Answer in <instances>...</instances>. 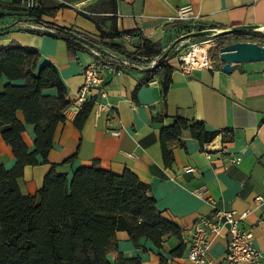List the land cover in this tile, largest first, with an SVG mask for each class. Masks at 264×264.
<instances>
[{
	"label": "crops",
	"instance_id": "crops-1",
	"mask_svg": "<svg viewBox=\"0 0 264 264\" xmlns=\"http://www.w3.org/2000/svg\"><path fill=\"white\" fill-rule=\"evenodd\" d=\"M114 1L113 12L107 0H42L44 7L61 3L67 7L44 14L41 20L97 41H101L98 27L111 32L115 25L121 36L102 42L120 44L125 52L133 51L142 39L165 49L177 36L179 23L167 22V17L173 16L177 8L189 5L198 16L190 22L197 31L257 25L263 30L242 35L255 33L264 38V0ZM0 2L8 5L12 0ZM0 13L5 14L0 19V48L36 49L40 62H50L58 69L71 102V108L64 112L65 122L56 128L48 163L24 167L19 182L24 194H34L41 187L51 166L69 178L75 169L93 164L115 175L128 169L149 187L161 216L180 228V238L165 235L161 248L148 239H140L136 246L125 231H118V253L124 258L139 257L142 264H193L186 258L191 226L197 218L217 208L248 212L241 226L251 229L253 245L261 254L260 264H264V61L235 64L227 73L222 71V63L219 69L185 72L178 68L176 59H169L173 70L164 97L163 70L147 84H140L147 71L143 68L103 70L106 97H96L83 127L77 130L73 121L79 109L74 96L82 83L83 67L97 60L90 53L92 47L82 43L85 51L69 49L62 38L49 34L53 32L40 29L33 21H23L22 11L0 7ZM127 31L136 34H129L130 43L122 37ZM101 50L120 54V50L106 46H101ZM4 83L2 78L0 85ZM177 117L200 121L207 131H216L217 135L201 146L189 131H183V145L168 143L173 162L167 167L159 142L160 130ZM18 118L22 121L21 113ZM22 137L32 150V125H25ZM229 156L239 157L240 162L231 164ZM70 157L71 161L65 162ZM0 163L7 169L15 163L1 134ZM187 167L193 171L186 172ZM209 240L206 264H224L226 238L211 235ZM180 242L183 250L174 255ZM116 257L117 254L109 255L112 262Z\"/></svg>",
	"mask_w": 264,
	"mask_h": 264
},
{
	"label": "trees",
	"instance_id": "trees-1",
	"mask_svg": "<svg viewBox=\"0 0 264 264\" xmlns=\"http://www.w3.org/2000/svg\"><path fill=\"white\" fill-rule=\"evenodd\" d=\"M41 1L27 8L22 0H12L8 5L0 2V7L22 11L23 21L53 29L55 32L49 34L62 38L69 49L85 51L84 43L78 40L81 38L88 43L86 45L100 52L101 46L121 50L120 44L107 42L121 36L115 25L111 32H104L97 26L101 39L97 41L70 28L42 21V15L52 14L67 5L61 3L48 8ZM107 1L114 12L115 1ZM4 15L0 13V19ZM124 33L136 35L132 31ZM229 36L216 39V45L209 49L211 68L221 66L219 49ZM251 36L263 38L255 33ZM251 42L264 45L255 39ZM160 53L158 45L147 39L135 46V54L139 56L149 58ZM169 59L167 57L155 70L145 71L140 82L147 84L153 75L163 70V97L173 70L168 64ZM2 78L5 83L0 85V134L4 143L10 146L15 163L10 169L0 163V264H142L139 257L124 258L118 253V231H125L136 246L140 239H148L156 248H161L165 235L180 238V228L161 216L149 187L128 169L115 175L93 164L75 169L69 178L51 166L41 187L34 194H24L19 186L23 169L27 165L48 163L47 155L53 147L56 128L65 122L64 112L70 101L58 69L50 62H40V53L34 48H0V80ZM92 107L93 102L88 101L78 110L73 121L77 130L83 127ZM18 113L22 114V121ZM25 125L34 128L32 150L22 137ZM186 130L201 146L217 135L216 131H207L200 121L177 117L160 130L165 166L169 167L173 162L168 143L176 141L183 145L181 136ZM68 161L71 157L65 160ZM182 250L180 242L173 254L180 255ZM112 254H117L114 262L109 259Z\"/></svg>",
	"mask_w": 264,
	"mask_h": 264
},
{
	"label": "built area",
	"instance_id": "built-area-1",
	"mask_svg": "<svg viewBox=\"0 0 264 264\" xmlns=\"http://www.w3.org/2000/svg\"><path fill=\"white\" fill-rule=\"evenodd\" d=\"M37 3L38 0H22V4L27 8L35 6ZM197 19L198 16L194 13L192 7L187 5L177 8L173 16L167 17V22H191ZM38 26L40 29L55 32L53 29L41 25ZM194 31H197V29ZM122 37L127 42H131L129 34H124ZM212 42V39L207 38L189 45L187 51L179 53L175 58L178 68L185 72L195 69H211L212 64L208 59V51L209 47L213 45ZM90 53L97 60L91 61L83 67L81 74L82 83L74 96V104H76L78 109L85 102L92 101L95 103L97 96L99 98L106 97L103 70L146 69L152 67L158 59V57L147 58L139 56L135 54V49L126 51L124 56L111 51L102 53L96 48H90ZM139 60H147V62L139 64ZM68 107L71 108V102ZM228 161L231 164H238L240 158L229 156ZM185 171L192 172L193 168L187 167ZM259 199V197L256 198L257 201ZM247 215V211L238 213L234 210L215 208L211 214L197 218L193 222L189 233L187 260L193 264H206L210 244L209 238L211 235H220L227 240L226 252L223 258L224 264H260L261 254L253 245L251 229L241 226Z\"/></svg>",
	"mask_w": 264,
	"mask_h": 264
},
{
	"label": "water",
	"instance_id": "water-1",
	"mask_svg": "<svg viewBox=\"0 0 264 264\" xmlns=\"http://www.w3.org/2000/svg\"><path fill=\"white\" fill-rule=\"evenodd\" d=\"M263 30V26L257 25H241L233 26L223 29H204L195 32H189L179 38H177L173 44H177L187 39L198 37H212L218 39L221 37L243 34L251 31L260 32ZM84 44H88L85 40L78 38ZM167 52H164L152 67L146 68L147 71L155 70L159 67L160 63L167 59ZM219 59L222 63L221 69L224 72L230 73L235 64L254 63L264 61V45H259L250 41H236L231 44L222 46L219 49Z\"/></svg>",
	"mask_w": 264,
	"mask_h": 264
},
{
	"label": "rangeland",
	"instance_id": "rangeland-1",
	"mask_svg": "<svg viewBox=\"0 0 264 264\" xmlns=\"http://www.w3.org/2000/svg\"><path fill=\"white\" fill-rule=\"evenodd\" d=\"M176 27H177V29H176V34H177V36H176L175 39L172 41V44H170V45H169L167 48H165V49H163V48H159V46H158V48L161 50V53H160L158 56H156V57H160L164 52H167V56H168V57H170L171 59H172V58L175 59L176 56H177L179 53H182V52L187 51L189 45H191L192 43H194V42H196V41H199V40H204V39H207V38L213 40V42H212L213 45H211V47H209V49L212 48L213 46H215L216 43H217L216 39H214V38H212V37H205V36H204V37H198V38L187 39V40H184V41L179 42V43H177V44L174 45L173 42H174L177 38H179V37H181V36H183V35L189 33V31L191 32V31L193 30L192 32H195L194 30L197 29L196 26H192V25L190 24V22H187V21L179 22V23L176 25ZM254 39H255L256 41H258V42L264 44V38H262V39H261V38H255V37H252V36H250V35H247V36L245 35V36H243V37H242V36H237V35H231V36H229V40H228L223 46L228 45V44H231V43L236 42V41H243V40H245V41H250V42H251V40H254ZM120 54H121L122 56H124V55H126V52L120 50ZM145 62H147V60H139V63L145 64Z\"/></svg>",
	"mask_w": 264,
	"mask_h": 264
}]
</instances>
